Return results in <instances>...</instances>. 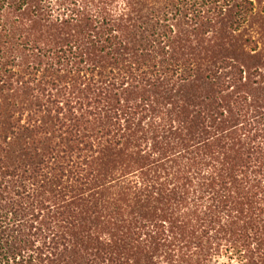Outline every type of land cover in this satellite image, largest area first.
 <instances>
[{"label":"trees","instance_id":"16d2710c","mask_svg":"<svg viewBox=\"0 0 264 264\" xmlns=\"http://www.w3.org/2000/svg\"><path fill=\"white\" fill-rule=\"evenodd\" d=\"M0 264H264V0H0Z\"/></svg>","mask_w":264,"mask_h":264}]
</instances>
